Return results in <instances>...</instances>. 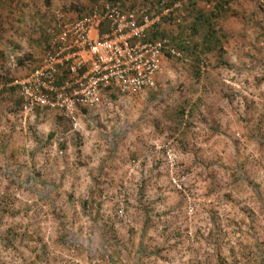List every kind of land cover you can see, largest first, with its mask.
I'll return each instance as SVG.
<instances>
[{
    "label": "rangeland",
    "instance_id": "rangeland-1",
    "mask_svg": "<svg viewBox=\"0 0 264 264\" xmlns=\"http://www.w3.org/2000/svg\"><path fill=\"white\" fill-rule=\"evenodd\" d=\"M96 1L0 0V84ZM122 1L152 18L173 0ZM153 31L187 38V62L77 129L0 91V264H264V0L188 1Z\"/></svg>",
    "mask_w": 264,
    "mask_h": 264
},
{
    "label": "built area",
    "instance_id": "built-area-1",
    "mask_svg": "<svg viewBox=\"0 0 264 264\" xmlns=\"http://www.w3.org/2000/svg\"><path fill=\"white\" fill-rule=\"evenodd\" d=\"M188 1L158 3L159 15L128 10L122 0H97L76 18L59 17L38 64L20 78L0 84L22 102L23 115L52 111L78 128L81 111L97 108L105 95H136L153 87L162 57L187 62L167 39L147 32ZM227 5L233 0H211Z\"/></svg>",
    "mask_w": 264,
    "mask_h": 264
},
{
    "label": "trees",
    "instance_id": "trees-1",
    "mask_svg": "<svg viewBox=\"0 0 264 264\" xmlns=\"http://www.w3.org/2000/svg\"><path fill=\"white\" fill-rule=\"evenodd\" d=\"M111 1V0H110ZM189 5H191V4H189ZM188 5V6H189ZM222 9V6H216V10L217 11H220ZM223 10V9H222ZM87 12V11H86ZM85 12V13H86ZM84 13V14H85ZM84 14H82V15H84ZM212 17V16H211ZM156 27V25L155 26H153L148 32H147V39H150V40H155V39H167V40H169L168 38H166V37H161V36H159V37H156V34H154V31H153V29ZM211 31H208V30H206L205 31V35H204V38H205V43H206V41H209V38L212 36V34L210 33ZM153 33V34H152ZM208 36V37H207ZM169 42H171L170 40H169ZM189 42H188V40H187V38H185L182 42H180L178 45L177 44H175V43H173V42H171L170 43V46L171 47H174V48H176L177 50H179V51H181L182 53H192V48H191V45L189 46V44H188ZM206 45H208V44H206ZM205 46V45H204ZM205 48H208V47H205ZM111 96V95H110ZM81 112H83V111H81ZM63 119H66L65 117H62Z\"/></svg>",
    "mask_w": 264,
    "mask_h": 264
},
{
    "label": "crops",
    "instance_id": "crops-1",
    "mask_svg": "<svg viewBox=\"0 0 264 264\" xmlns=\"http://www.w3.org/2000/svg\"><path fill=\"white\" fill-rule=\"evenodd\" d=\"M44 51V50H43ZM43 54V53H42ZM38 62H39V60L37 61V63L36 64H38ZM35 64V65H36ZM29 71V70H28ZM12 93V92H11ZM13 94V93H12ZM14 95V94H13ZM15 96V95H14ZM18 118H20V119H24V115H23V110H22V102L20 101V99H18ZM37 111H39V110H37Z\"/></svg>",
    "mask_w": 264,
    "mask_h": 264
},
{
    "label": "water",
    "instance_id": "water-1",
    "mask_svg": "<svg viewBox=\"0 0 264 264\" xmlns=\"http://www.w3.org/2000/svg\"><path fill=\"white\" fill-rule=\"evenodd\" d=\"M111 264H115V263H111Z\"/></svg>",
    "mask_w": 264,
    "mask_h": 264
}]
</instances>
